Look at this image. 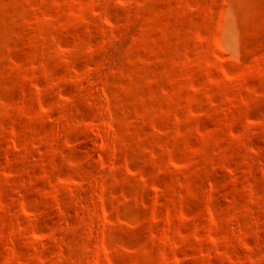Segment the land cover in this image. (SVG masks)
Listing matches in <instances>:
<instances>
[{
    "label": "rangeland",
    "instance_id": "obj_1",
    "mask_svg": "<svg viewBox=\"0 0 264 264\" xmlns=\"http://www.w3.org/2000/svg\"><path fill=\"white\" fill-rule=\"evenodd\" d=\"M0 264H264V0H0Z\"/></svg>",
    "mask_w": 264,
    "mask_h": 264
}]
</instances>
